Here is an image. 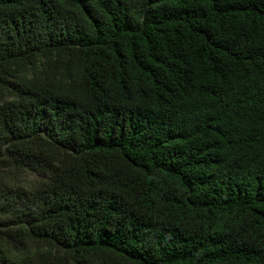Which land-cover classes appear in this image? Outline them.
<instances>
[{"label": "trees", "instance_id": "trees-1", "mask_svg": "<svg viewBox=\"0 0 264 264\" xmlns=\"http://www.w3.org/2000/svg\"><path fill=\"white\" fill-rule=\"evenodd\" d=\"M0 264H264V0H0Z\"/></svg>", "mask_w": 264, "mask_h": 264}, {"label": "rangeland", "instance_id": "rangeland-1", "mask_svg": "<svg viewBox=\"0 0 264 264\" xmlns=\"http://www.w3.org/2000/svg\"><path fill=\"white\" fill-rule=\"evenodd\" d=\"M37 176L35 174H29L24 176H20L18 173L13 171H2L0 169V188H7L9 186H14L15 188L19 185H26L28 181L33 180Z\"/></svg>", "mask_w": 264, "mask_h": 264}]
</instances>
